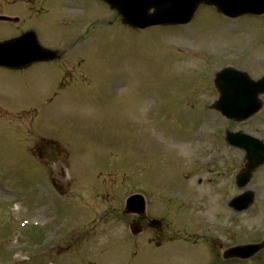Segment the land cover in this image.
Returning a JSON list of instances; mask_svg holds the SVG:
<instances>
[{"label": "rangeland", "instance_id": "1", "mask_svg": "<svg viewBox=\"0 0 264 264\" xmlns=\"http://www.w3.org/2000/svg\"><path fill=\"white\" fill-rule=\"evenodd\" d=\"M26 1L0 0V15L16 4L44 12L30 25L62 54L0 67V264H204L207 249L180 241L133 257L123 210L136 192L177 222L170 232L181 221L196 231L199 220L204 234V220H217L238 240H260L264 165L247 212L231 220L218 201L226 209L244 190L231 179L246 153L226 131L264 141V105L242 123L208 106L224 67L264 76V14L231 19L204 5L188 25L137 30L99 0ZM11 31L0 22V39ZM24 221L37 229L19 228Z\"/></svg>", "mask_w": 264, "mask_h": 264}, {"label": "water", "instance_id": "2", "mask_svg": "<svg viewBox=\"0 0 264 264\" xmlns=\"http://www.w3.org/2000/svg\"><path fill=\"white\" fill-rule=\"evenodd\" d=\"M123 17V22L135 28L154 25H174L189 23L202 4L214 5L229 17L245 14H263L264 0H104ZM154 9V12L150 11ZM7 20V17H1ZM29 35L0 43V65L12 68L27 67L37 61L53 60L55 52L43 49L37 41L30 42ZM215 85L220 95L211 108L238 121L247 119L262 107L259 95L264 93V78L254 81L250 76L235 69H225L217 74ZM228 140L244 147L248 153L247 169L239 176V184L245 185L253 171L264 163V145L257 139L243 134L228 133ZM253 193L236 198L232 205L239 209L247 208L253 201ZM144 211L145 200L134 195L127 200L126 213L136 209ZM252 247H239L238 249ZM259 246H255L258 251Z\"/></svg>", "mask_w": 264, "mask_h": 264}, {"label": "flooded vegetation", "instance_id": "3", "mask_svg": "<svg viewBox=\"0 0 264 264\" xmlns=\"http://www.w3.org/2000/svg\"><path fill=\"white\" fill-rule=\"evenodd\" d=\"M32 9V7H26V9ZM27 12L23 13L22 17L18 20H13L21 27L20 33L27 30H36L30 25L33 20ZM18 18V17H17ZM15 24V23H12ZM157 218L155 215L147 213H138L133 215L135 229L138 234L134 237L135 241V255H138L140 251L146 245L150 246L152 250L155 248H163L170 242L180 241L183 245H201L207 249L209 256L204 260V264H264V250L256 254L249 260H242L236 257H229L231 254L228 251L234 246L238 245L241 240H238L237 231L234 229L225 228L223 231L224 236H221V228L209 231L206 235H199V231L193 232V235L189 234L185 237L174 236V232H170V228L175 224L174 222H164V217H160L161 223L153 222V219ZM185 228V227H184ZM186 232V231H185ZM218 232V234H214ZM259 241V240H258ZM153 254V253H152ZM152 259V255H150Z\"/></svg>", "mask_w": 264, "mask_h": 264}]
</instances>
